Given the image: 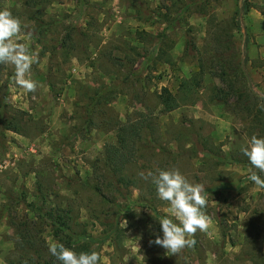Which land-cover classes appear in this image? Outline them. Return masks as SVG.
Returning a JSON list of instances; mask_svg holds the SVG:
<instances>
[{
    "label": "rangeland",
    "instance_id": "rangeland-1",
    "mask_svg": "<svg viewBox=\"0 0 264 264\" xmlns=\"http://www.w3.org/2000/svg\"><path fill=\"white\" fill-rule=\"evenodd\" d=\"M242 1L0 0L31 33L40 85L0 65V264L59 242L48 220L23 225L36 200L76 231L113 228L102 264H264V189L249 179L264 173L241 152L264 138V0ZM172 169L204 185L212 221L177 256L151 243L174 218L140 175Z\"/></svg>",
    "mask_w": 264,
    "mask_h": 264
},
{
    "label": "clouds",
    "instance_id": "clouds-1",
    "mask_svg": "<svg viewBox=\"0 0 264 264\" xmlns=\"http://www.w3.org/2000/svg\"><path fill=\"white\" fill-rule=\"evenodd\" d=\"M30 39L31 33L24 32L18 17L7 9L0 10V65L14 66L13 82L28 93H35L40 85L32 78V66L39 61L38 53L32 51L28 43ZM241 152L255 169L264 173V138L253 135ZM140 175L145 180L151 179L158 198L169 205L166 211L179 222L168 217L160 219L163 238L157 237L151 243L163 247L169 256L193 248L197 243L194 239L197 232L207 233L212 223L205 212L207 195L204 185L190 183L178 169ZM249 179L264 189V179L260 175L253 172ZM49 251L61 264H102V256L96 251L77 253L59 242L50 243Z\"/></svg>",
    "mask_w": 264,
    "mask_h": 264
},
{
    "label": "trees",
    "instance_id": "trees-1",
    "mask_svg": "<svg viewBox=\"0 0 264 264\" xmlns=\"http://www.w3.org/2000/svg\"><path fill=\"white\" fill-rule=\"evenodd\" d=\"M246 11H247L246 0H243L242 5L240 7V12H246ZM160 100H161L160 104L163 106V110L166 113L171 112L177 108V104H176L174 96L166 88L162 89ZM0 120L2 121L1 114H0ZM6 128L8 130H15L13 127H9V125H7ZM232 158L233 157L229 155L228 157H226V160L230 162H239L235 159L233 160ZM38 202L39 201L36 200L34 201L33 204L30 203L29 207L38 216L37 220H39V222L38 223L31 222V221L25 222L23 225L26 226V229L30 227L29 226L30 224L32 225L42 224L43 222H45V220H48L49 227L51 228V230H54L56 234L55 238L59 242H61L62 240L61 236H63V238L65 239V247L77 253H80V252L91 253L93 251L97 252V250L102 245H104L107 241L111 239L113 228L112 229L109 228L108 230L102 231V233L96 237L86 234L83 231H76L75 227H79L80 223H77L76 221L74 222L73 220H70V219L58 217L59 215H52L51 214L52 211L50 209L47 211L44 210V208H42L41 206H38ZM41 244L42 246L35 249L37 251H34V252H37V255H36L38 258L37 264H56L55 259L53 260L54 256L51 255L49 249L45 245V242L41 241Z\"/></svg>",
    "mask_w": 264,
    "mask_h": 264
},
{
    "label": "crops",
    "instance_id": "crops-1",
    "mask_svg": "<svg viewBox=\"0 0 264 264\" xmlns=\"http://www.w3.org/2000/svg\"><path fill=\"white\" fill-rule=\"evenodd\" d=\"M262 38H263V36H256L255 41H256L257 43H259L260 40H262ZM258 40H259V41H258Z\"/></svg>",
    "mask_w": 264,
    "mask_h": 264
}]
</instances>
